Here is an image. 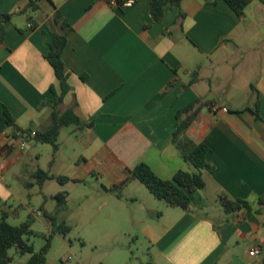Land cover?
Returning a JSON list of instances; mask_svg holds the SVG:
<instances>
[{
    "label": "crops",
    "instance_id": "crops-1",
    "mask_svg": "<svg viewBox=\"0 0 264 264\" xmlns=\"http://www.w3.org/2000/svg\"><path fill=\"white\" fill-rule=\"evenodd\" d=\"M28 1L34 9H27ZM114 1L124 0H0V15L11 16L0 41V212L7 220L19 217L5 176L37 144L12 150L8 139H22L14 128L45 130L53 92L60 94L45 58L48 26L58 12L70 27L61 56L70 90L57 110L70 109L92 126L60 130L58 139L68 128L62 142L76 149V169L72 176L56 174L52 160L49 174L70 181L37 186L53 207L39 214H65L68 184L95 176L103 190L102 221L118 233L109 240L122 236L144 247L147 260L137 264H264L258 203L264 197V5L252 2L238 17L223 1L181 0L179 8L165 6L161 22L153 23L151 0H135L129 9ZM195 70L197 80L189 84ZM195 101L200 108L180 140L204 144L208 166L204 187L189 195L190 208L183 211L155 199L130 172L138 164L162 180L179 170L194 172L172 135L177 111ZM52 181L57 188L48 192ZM62 192L65 205L58 208L55 196ZM221 198L244 200L249 209L225 214ZM253 247L259 254L251 257Z\"/></svg>",
    "mask_w": 264,
    "mask_h": 264
},
{
    "label": "trees",
    "instance_id": "trees-1",
    "mask_svg": "<svg viewBox=\"0 0 264 264\" xmlns=\"http://www.w3.org/2000/svg\"><path fill=\"white\" fill-rule=\"evenodd\" d=\"M223 1L238 17L243 15L245 8L252 2H259L264 5V0H214L216 4ZM181 0H151L149 4V16L153 23L161 22L164 15L165 6L169 5L174 8H179ZM34 2L28 1L27 9H34ZM10 15H0V41L3 38V26L9 22ZM183 15L179 13L178 19ZM70 27L65 19L56 12L51 25L48 26V32L51 37L49 44V51L46 55V60L53 68L54 74L59 81L60 94L56 95L53 92L52 99V113L50 115V123L43 131L35 133L32 141L37 144H47L52 148V155L58 151V136L63 127L75 125L79 128H90L92 124H86L68 109L64 112H59L57 106L62 103L63 98L69 92L70 87L67 84V71L62 61V53L67 44V34ZM198 71L195 70L191 74L189 84L197 80ZM200 104L198 101L188 104L183 109L177 111L175 116V127L172 135V143L179 151L183 161L190 164L194 172H187L179 170L171 180H162L155 176V174L145 164H138L131 170V177L141 183L147 191L158 201L163 202L169 207L179 208L183 211H188L190 208L189 195L195 191L201 190L204 187L202 178V171L208 166L205 161V154L207 147L204 144H193L189 140H180V137L185 133L187 128L194 120ZM4 120L9 126H13V122L8 114L4 111ZM13 135L20 133L22 136L31 134V131H20L14 128ZM53 160V159H52ZM52 163V161H51ZM33 185L41 187L46 181L55 180L63 184L70 180L66 177L53 176L48 171L37 169L31 176ZM77 182V181H73ZM58 208L65 205L66 193L62 192L55 196ZM261 209H264V197L258 200ZM220 205L225 214H234L242 209H249V205L244 200H228L226 198L220 199ZM51 225L56 228L58 232L64 234L69 232L64 222L55 225L56 219L54 216L47 215ZM8 215L6 212H0V264H10L12 258L9 255V250L14 248L19 255H29L28 260L24 264H46V254L50 248V238L46 240L45 245L35 252L33 246L29 244L28 239L25 238L31 234L30 224L32 223L31 216L18 226L10 225L7 222ZM141 264H153L151 261Z\"/></svg>",
    "mask_w": 264,
    "mask_h": 264
},
{
    "label": "rangeland",
    "instance_id": "rangeland-1",
    "mask_svg": "<svg viewBox=\"0 0 264 264\" xmlns=\"http://www.w3.org/2000/svg\"><path fill=\"white\" fill-rule=\"evenodd\" d=\"M67 129L62 130L58 139L60 149L54 157L49 145L32 144L29 147L27 158L23 159V164L21 166L16 164L5 176L13 195L9 204L20 212L19 217H10L7 222L18 226L25 222L28 216H31V234L25 238L28 239L35 252H38L50 238L46 264H137L139 261H146L145 248L140 244L133 245L132 242L124 240L122 236H119L117 242L109 240L110 235L114 236L115 240L118 233L114 225L107 227L102 221L103 190L95 176H90L79 184H68L67 189L71 192L68 211L62 216H54L55 225L64 222L69 227L68 233L58 232L46 217L39 214L41 207L51 212L52 202L49 198L45 199L39 194V188L36 185L27 187L25 183L33 182L28 175L31 171L50 170L52 159L54 161L53 171L56 174L62 176L74 174L76 168L73 159L77 151L62 142ZM36 153L39 154L37 161L33 157ZM93 183H96L97 189L92 188ZM55 188H57L56 182H48V192ZM17 198H20L21 203L16 201ZM9 255L12 258L10 264H24L29 258V255H19L14 248L9 250Z\"/></svg>",
    "mask_w": 264,
    "mask_h": 264
},
{
    "label": "built area",
    "instance_id": "built-area-1",
    "mask_svg": "<svg viewBox=\"0 0 264 264\" xmlns=\"http://www.w3.org/2000/svg\"><path fill=\"white\" fill-rule=\"evenodd\" d=\"M113 4H115V6H117L119 9H129L131 7L134 6L135 4V0H124L123 2H113ZM28 27L30 28L31 25H28ZM211 110L213 112H216L218 110L217 106H212ZM223 112H226V109H223ZM35 136V132L31 133L30 135H25L22 137V139H14V138H9L8 139V143L7 145L9 146L10 149H17L19 151H25L27 148L28 143L33 139V137ZM259 254V249L256 247H253L250 251H249V256L253 257Z\"/></svg>",
    "mask_w": 264,
    "mask_h": 264
}]
</instances>
